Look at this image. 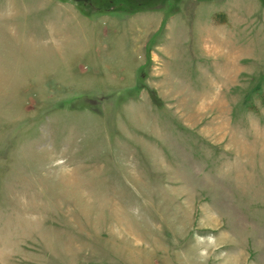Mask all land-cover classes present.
I'll use <instances>...</instances> for the list:
<instances>
[{"label":"rangeland","instance_id":"1","mask_svg":"<svg viewBox=\"0 0 264 264\" xmlns=\"http://www.w3.org/2000/svg\"><path fill=\"white\" fill-rule=\"evenodd\" d=\"M0 264H264V0H0Z\"/></svg>","mask_w":264,"mask_h":264},{"label":"crops","instance_id":"2","mask_svg":"<svg viewBox=\"0 0 264 264\" xmlns=\"http://www.w3.org/2000/svg\"><path fill=\"white\" fill-rule=\"evenodd\" d=\"M226 13V12H225Z\"/></svg>","mask_w":264,"mask_h":264}]
</instances>
